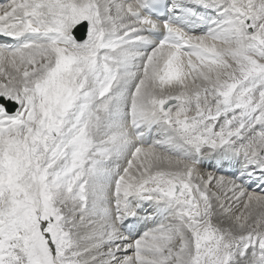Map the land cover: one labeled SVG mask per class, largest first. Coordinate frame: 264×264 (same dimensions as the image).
<instances>
[{"label":"snow or ice","instance_id":"snow-or-ice-1","mask_svg":"<svg viewBox=\"0 0 264 264\" xmlns=\"http://www.w3.org/2000/svg\"><path fill=\"white\" fill-rule=\"evenodd\" d=\"M0 264H264V0H0Z\"/></svg>","mask_w":264,"mask_h":264},{"label":"bare ground","instance_id":"bare-ground-1","mask_svg":"<svg viewBox=\"0 0 264 264\" xmlns=\"http://www.w3.org/2000/svg\"><path fill=\"white\" fill-rule=\"evenodd\" d=\"M255 187H256L255 185H252V188H253V189H255Z\"/></svg>","mask_w":264,"mask_h":264},{"label":"water","instance_id":"water-1","mask_svg":"<svg viewBox=\"0 0 264 264\" xmlns=\"http://www.w3.org/2000/svg\"><path fill=\"white\" fill-rule=\"evenodd\" d=\"M81 31H82V30H81ZM76 34H77V35H80V32L78 31Z\"/></svg>","mask_w":264,"mask_h":264}]
</instances>
